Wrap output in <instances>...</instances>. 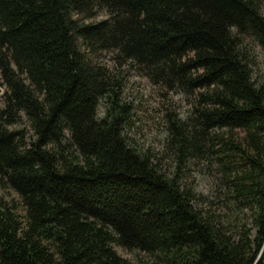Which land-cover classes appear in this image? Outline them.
I'll use <instances>...</instances> for the list:
<instances>
[{
	"label": "trees",
	"instance_id": "obj_1",
	"mask_svg": "<svg viewBox=\"0 0 264 264\" xmlns=\"http://www.w3.org/2000/svg\"><path fill=\"white\" fill-rule=\"evenodd\" d=\"M248 39L264 52V0H0V188L16 194L0 196V264H128L114 247L140 264H264ZM131 69L191 98L157 157L127 133ZM191 160L221 174L213 198L182 182Z\"/></svg>",
	"mask_w": 264,
	"mask_h": 264
},
{
	"label": "rangeland",
	"instance_id": "obj_2",
	"mask_svg": "<svg viewBox=\"0 0 264 264\" xmlns=\"http://www.w3.org/2000/svg\"><path fill=\"white\" fill-rule=\"evenodd\" d=\"M246 41L256 56L257 72L264 75V52L252 40ZM111 57L112 55L108 53L102 60L113 64ZM125 74L121 97L124 102L131 105L133 119V125L127 131L128 136L139 148L149 150L157 157L164 148L165 126L168 120L166 114L174 113L178 118H184L190 108L191 98L182 92L168 90L162 84L153 83L135 69L126 71ZM2 88L0 86V94ZM163 163L167 165L168 160H164ZM219 179H221V174L218 173L216 167L209 163H202L200 160L188 161L183 169L182 182L207 198L214 197L217 185L220 184ZM0 196L9 202L13 199L16 201V194L12 190L0 188ZM18 210L19 214H22L20 208ZM244 213L247 215L245 211ZM114 248L120 256L127 260L128 264H140L138 257L145 256L144 253L129 252L120 247Z\"/></svg>",
	"mask_w": 264,
	"mask_h": 264
}]
</instances>
